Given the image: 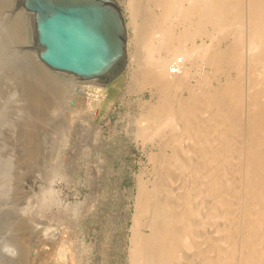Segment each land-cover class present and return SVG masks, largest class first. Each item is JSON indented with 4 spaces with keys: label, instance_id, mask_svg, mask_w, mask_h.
Wrapping results in <instances>:
<instances>
[{
    "label": "bare ground",
    "instance_id": "obj_1",
    "mask_svg": "<svg viewBox=\"0 0 264 264\" xmlns=\"http://www.w3.org/2000/svg\"><path fill=\"white\" fill-rule=\"evenodd\" d=\"M117 1L133 30L128 39V44L134 42L132 88L150 90L139 114L130 118L134 129H126L145 150L150 146L148 160L158 162L152 179L139 175L137 180L128 264H264V0ZM220 35L228 39L222 48L216 46ZM207 67L223 69L225 80L216 78L217 84L205 89L201 82L208 83ZM232 68L238 75L232 77ZM253 72L258 76L251 78ZM35 74L42 84L44 79ZM54 79H49L54 97L39 99L37 105L46 118L67 110L68 139L83 111L93 116L104 91L97 81ZM59 90L68 92L66 101H73L72 106L55 96ZM87 123L97 137V124L91 118ZM28 126L18 133L26 132L31 155L37 138ZM197 152L201 154L195 156ZM235 159L236 166L228 164ZM229 169L234 176L227 174ZM229 198L232 213L220 214ZM216 218H225L223 225L208 241L202 239L206 222ZM81 225L80 218L73 234L76 243L82 241L77 232ZM49 235L55 239L58 234ZM77 249L76 264H81Z\"/></svg>",
    "mask_w": 264,
    "mask_h": 264
},
{
    "label": "rangeland",
    "instance_id": "obj_2",
    "mask_svg": "<svg viewBox=\"0 0 264 264\" xmlns=\"http://www.w3.org/2000/svg\"><path fill=\"white\" fill-rule=\"evenodd\" d=\"M121 9L128 20L122 6ZM141 12L136 18L138 23L143 17ZM127 30L129 39L133 30L131 27ZM224 35L217 38L216 46H226L228 39ZM206 40L210 41L209 38ZM128 41L125 70L114 82L102 87L103 97L93 116L89 111H83V120L78 127L74 126L78 132L71 128L72 135L67 139L64 138L69 128L67 110L46 118L40 115L37 101L54 97L49 92L50 80L54 78L73 83L81 80L66 72L50 70L40 61L35 50L32 14L17 5L16 0H0V264H76L75 247L78 244L81 264H128L129 225L137 180L139 175L152 179L158 170V162L148 160L150 146L145 150L129 133L135 127L130 118L139 114V104L150 98V90L132 88L129 72L134 42L128 44ZM200 41L197 38V42ZM232 70V77L238 75L236 69ZM209 71L208 83L201 82L205 89L217 84V79L225 80L226 77L223 69ZM35 72L44 79L42 84ZM255 72L251 78L258 76ZM241 75L244 78V72ZM197 77L199 79L200 75ZM56 92L55 96L64 106L73 105V101H66L67 91ZM76 92L74 89V94ZM242 110L243 105H240L237 109L239 116ZM90 118L97 124V137L89 131L87 122ZM24 124L29 125L37 138L31 155L28 154L26 132L19 134L21 128L24 130ZM237 161L228 164L236 166ZM228 172L232 176L235 174L232 169ZM228 201L227 206L221 208L224 212L219 210L220 214L232 213L234 202L230 198ZM80 218L82 225L77 232L82 241L76 243V221ZM211 220L202 229V239H209L222 223L221 218ZM52 231L58 234L55 239L49 235ZM196 249L195 246L193 251Z\"/></svg>",
    "mask_w": 264,
    "mask_h": 264
},
{
    "label": "water",
    "instance_id": "obj_3",
    "mask_svg": "<svg viewBox=\"0 0 264 264\" xmlns=\"http://www.w3.org/2000/svg\"><path fill=\"white\" fill-rule=\"evenodd\" d=\"M32 14L35 50L50 70L114 82L127 65L128 30L117 0H16Z\"/></svg>",
    "mask_w": 264,
    "mask_h": 264
}]
</instances>
